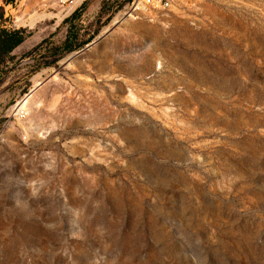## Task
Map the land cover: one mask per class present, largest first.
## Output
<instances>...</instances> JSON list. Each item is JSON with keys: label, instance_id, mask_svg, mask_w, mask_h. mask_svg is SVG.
<instances>
[{"label": "rangeland", "instance_id": "rangeland-1", "mask_svg": "<svg viewBox=\"0 0 264 264\" xmlns=\"http://www.w3.org/2000/svg\"><path fill=\"white\" fill-rule=\"evenodd\" d=\"M130 2L0 0V264H264V0Z\"/></svg>", "mask_w": 264, "mask_h": 264}, {"label": "built area", "instance_id": "built-area-1", "mask_svg": "<svg viewBox=\"0 0 264 264\" xmlns=\"http://www.w3.org/2000/svg\"><path fill=\"white\" fill-rule=\"evenodd\" d=\"M192 0H132L128 17L133 20L141 18L152 20L160 12H177L181 6L189 5Z\"/></svg>", "mask_w": 264, "mask_h": 264}, {"label": "trees", "instance_id": "trees-1", "mask_svg": "<svg viewBox=\"0 0 264 264\" xmlns=\"http://www.w3.org/2000/svg\"><path fill=\"white\" fill-rule=\"evenodd\" d=\"M130 1L132 2V0ZM5 3L8 4L9 2L5 1ZM64 22L66 23L68 22V20H65ZM70 35L71 31L69 32V35L64 42L63 48V50L66 51L67 54L75 52L82 46V44H80L79 46H75ZM29 36L30 35H28L23 29H20V31H10L5 28L0 29V64L4 63V61L9 58L16 49L21 47V44L24 43ZM74 37V39L77 38L76 36ZM89 42H91V40ZM89 42H87L86 44H88ZM61 59L62 57L55 62L58 63L59 61H61Z\"/></svg>", "mask_w": 264, "mask_h": 264}, {"label": "bare ground", "instance_id": "bare-ground-1", "mask_svg": "<svg viewBox=\"0 0 264 264\" xmlns=\"http://www.w3.org/2000/svg\"><path fill=\"white\" fill-rule=\"evenodd\" d=\"M27 99H28V97L23 99L22 102L19 105H17L18 110L22 111V109H25L27 107V105H26Z\"/></svg>", "mask_w": 264, "mask_h": 264}]
</instances>
